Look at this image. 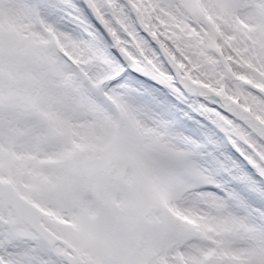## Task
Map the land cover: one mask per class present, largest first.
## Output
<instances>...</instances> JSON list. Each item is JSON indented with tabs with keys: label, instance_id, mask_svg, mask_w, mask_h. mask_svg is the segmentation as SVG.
<instances>
[{
	"label": "snow or ice",
	"instance_id": "obj_1",
	"mask_svg": "<svg viewBox=\"0 0 264 264\" xmlns=\"http://www.w3.org/2000/svg\"><path fill=\"white\" fill-rule=\"evenodd\" d=\"M0 264H264V0H0Z\"/></svg>",
	"mask_w": 264,
	"mask_h": 264
}]
</instances>
